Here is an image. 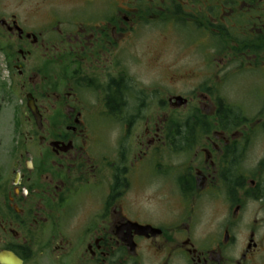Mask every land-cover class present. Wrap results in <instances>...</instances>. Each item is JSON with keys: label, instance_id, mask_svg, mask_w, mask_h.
I'll return each mask as SVG.
<instances>
[{"label": "flooded vegetation", "instance_id": "obj_1", "mask_svg": "<svg viewBox=\"0 0 264 264\" xmlns=\"http://www.w3.org/2000/svg\"><path fill=\"white\" fill-rule=\"evenodd\" d=\"M0 62V264H264V0H0Z\"/></svg>", "mask_w": 264, "mask_h": 264}, {"label": "rangeland", "instance_id": "obj_2", "mask_svg": "<svg viewBox=\"0 0 264 264\" xmlns=\"http://www.w3.org/2000/svg\"><path fill=\"white\" fill-rule=\"evenodd\" d=\"M167 34V31H165ZM179 39H184L182 31H179ZM193 35V33H192ZM176 48V46H174ZM158 49L161 51L162 63L168 65L169 60L171 59V52L167 46H164L162 43ZM187 60L194 61L193 57H188ZM183 64V62H182ZM4 68L0 62V140L5 146H9L12 142L17 140V133L14 132V123H23V109L20 108V99L18 96H14L6 87V76L7 72L3 71ZM140 72L146 73L148 71L147 67H139ZM5 84V85H4ZM6 87V88H5ZM246 91L240 88L239 91V100L242 102H249L252 100V97L248 94H245ZM10 102V103H9ZM9 103V104H8Z\"/></svg>", "mask_w": 264, "mask_h": 264}, {"label": "water", "instance_id": "obj_3", "mask_svg": "<svg viewBox=\"0 0 264 264\" xmlns=\"http://www.w3.org/2000/svg\"><path fill=\"white\" fill-rule=\"evenodd\" d=\"M177 99H181V98H177ZM179 101V100H178ZM180 104V103H179Z\"/></svg>", "mask_w": 264, "mask_h": 264}]
</instances>
